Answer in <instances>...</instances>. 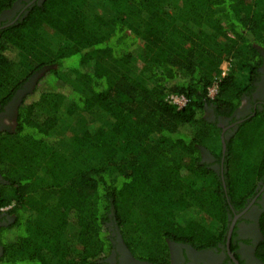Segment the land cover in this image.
<instances>
[{
    "label": "trees",
    "instance_id": "16d2710c",
    "mask_svg": "<svg viewBox=\"0 0 264 264\" xmlns=\"http://www.w3.org/2000/svg\"><path fill=\"white\" fill-rule=\"evenodd\" d=\"M18 1L0 0V15ZM263 67L264 0L34 5L0 36V108L38 73L48 85L0 135V210L15 219L0 264H110L120 241L170 264V243L226 245L233 210L264 178V106L225 135L224 160L209 111L233 118ZM259 226L264 264V212Z\"/></svg>",
    "mask_w": 264,
    "mask_h": 264
},
{
    "label": "flooded vegetation",
    "instance_id": "af4514ba",
    "mask_svg": "<svg viewBox=\"0 0 264 264\" xmlns=\"http://www.w3.org/2000/svg\"><path fill=\"white\" fill-rule=\"evenodd\" d=\"M42 0H19L12 9L5 11L0 15V36L4 29L17 20L23 18L28 10ZM262 76L256 83V90L249 97H245L239 110L233 118L217 117L214 111H209V119L215 122L222 130L223 137H229L237 131L240 124L256 109H263L264 106V68L261 71ZM39 75H34L26 82L7 105L0 108V135L13 133L17 126L18 106L23 96L34 89ZM204 160L208 163H214L217 171L221 167L217 164L207 150H203ZM6 182L0 175V185ZM264 212V178L260 179L253 198L248 200L247 205L238 211L233 210V217L230 219V226L234 225L233 234L236 233L234 240L230 243L220 245L219 248L210 250H196L191 246L170 243L171 261L170 264H263L256 256V248L262 240L259 220ZM15 221L10 215V207L0 210V258L3 255V246L1 243L2 230L9 228ZM232 234V237H233ZM232 245L236 246L233 251ZM110 264H149L134 258L130 251L120 241L110 256Z\"/></svg>",
    "mask_w": 264,
    "mask_h": 264
},
{
    "label": "built area",
    "instance_id": "2783aa9c",
    "mask_svg": "<svg viewBox=\"0 0 264 264\" xmlns=\"http://www.w3.org/2000/svg\"><path fill=\"white\" fill-rule=\"evenodd\" d=\"M229 70V64L225 63L222 67V77H225L227 75V72ZM218 91V85L215 84L212 88L209 90V98H214ZM169 100L171 103H173L175 106H177L179 109H182L187 104V99L184 96H170Z\"/></svg>",
    "mask_w": 264,
    "mask_h": 264
},
{
    "label": "rangeland",
    "instance_id": "374dc122",
    "mask_svg": "<svg viewBox=\"0 0 264 264\" xmlns=\"http://www.w3.org/2000/svg\"><path fill=\"white\" fill-rule=\"evenodd\" d=\"M263 68H264V67H263ZM37 75H39V77H38L37 83L35 84L34 88L36 87V88H38L39 91H41L42 89H44V88H46V87L48 86V85L46 84L47 79L45 80V78H43V77H44L43 75H45V72L38 73ZM41 79H42V80H41ZM36 88H35V89H36ZM208 153H209V152H208ZM213 167L215 168V166H213ZM211 225H212L213 227L216 226L215 222H214V223H211ZM7 232H9V231H6V230H5V231L3 232V237H2V239H1V241L4 242V243H5V241L10 242L9 239L14 238V237H13V231L10 232L11 235L8 234ZM17 234L21 235V232H18V231H17ZM5 264H13V263H5ZM16 264H24V263H16Z\"/></svg>",
    "mask_w": 264,
    "mask_h": 264
},
{
    "label": "water",
    "instance_id": "95a60500",
    "mask_svg": "<svg viewBox=\"0 0 264 264\" xmlns=\"http://www.w3.org/2000/svg\"><path fill=\"white\" fill-rule=\"evenodd\" d=\"M221 138H222L223 160H224V157H225L226 151H227V145H226L225 137H223V135H222ZM224 188L226 189L225 183H224ZM233 231H234V225L229 228V232H228V242L229 243H230V239L232 238Z\"/></svg>",
    "mask_w": 264,
    "mask_h": 264
}]
</instances>
